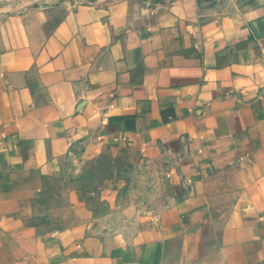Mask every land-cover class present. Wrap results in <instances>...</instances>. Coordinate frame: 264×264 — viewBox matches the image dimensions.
I'll return each mask as SVG.
<instances>
[{
    "label": "crops",
    "instance_id": "crops-1",
    "mask_svg": "<svg viewBox=\"0 0 264 264\" xmlns=\"http://www.w3.org/2000/svg\"><path fill=\"white\" fill-rule=\"evenodd\" d=\"M60 1L0 20V264H264V0Z\"/></svg>",
    "mask_w": 264,
    "mask_h": 264
},
{
    "label": "rangeland",
    "instance_id": "rangeland-1",
    "mask_svg": "<svg viewBox=\"0 0 264 264\" xmlns=\"http://www.w3.org/2000/svg\"><path fill=\"white\" fill-rule=\"evenodd\" d=\"M68 3V4H81L86 3L87 0H61L60 1ZM23 0H0V9H10V12H0V20L6 19L11 16V14H17L22 8L19 5H22ZM60 4V3H58ZM78 162H76V166H78ZM84 165V164H83ZM107 175V174H106ZM89 176L90 181L98 184L104 181V171L99 168L98 164H94L89 168ZM113 176V175H112ZM135 178V176H134ZM140 182V185L143 184V189L135 190V188L128 192V199L131 203V206L128 207L129 215H146L152 210H158L162 208V205L158 206L157 204H162L167 202V198L169 193L167 190L161 188L158 189L155 184L151 183L149 178L137 179ZM114 181V176L112 178V182ZM116 183V181H114Z\"/></svg>",
    "mask_w": 264,
    "mask_h": 264
}]
</instances>
